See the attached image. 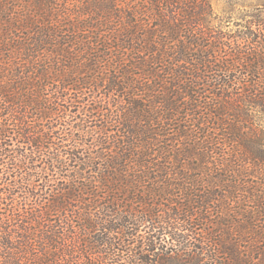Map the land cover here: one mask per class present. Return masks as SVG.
<instances>
[{"label":"trees","instance_id":"trees-1","mask_svg":"<svg viewBox=\"0 0 264 264\" xmlns=\"http://www.w3.org/2000/svg\"><path fill=\"white\" fill-rule=\"evenodd\" d=\"M212 13L210 0H0V264H264V181L239 184L240 166L264 180V134L242 130L249 107L264 113V68L215 69ZM245 46L230 58L260 61ZM198 226L208 250L165 251Z\"/></svg>","mask_w":264,"mask_h":264},{"label":"rangeland","instance_id":"rangeland-1","mask_svg":"<svg viewBox=\"0 0 264 264\" xmlns=\"http://www.w3.org/2000/svg\"><path fill=\"white\" fill-rule=\"evenodd\" d=\"M210 5L213 11L211 15V26L213 27V29L210 31V34L207 37V41L209 43L208 45L219 47L223 52L222 56L225 57L224 60L220 59L219 61L215 62L216 63L214 65V67L216 66L215 69H219V67H222V65L224 64V61H226V64L235 63V67L239 70L244 69L246 67L247 68L254 67V65H257L256 66L257 68H260V67L264 68V49H263L264 48V36L261 38H257L258 44L252 43L253 45L250 44L252 42L251 39L247 41L243 38L244 32H246L248 29H251V31L254 33H259L260 31H262V33L264 34V0H210ZM250 26H252V28H249ZM248 43L252 51H255L258 53L257 57H259L260 61H257L256 63H252L253 65L250 66L249 63H243V61L238 63L234 59L230 58L231 54L234 53L235 51H240V50L246 51L248 47L245 45H248ZM257 46H260V47H257ZM232 76H237V80L241 78L242 80L240 83H244V81H249V83L252 82L251 79L249 78H247L248 80L247 79L243 80V78L245 77L241 76L240 73L239 74L233 73ZM260 82L262 83V86H260L261 88H259V90L261 91L262 88L264 89V86H263L264 85V74L262 75ZM241 91L242 89L239 92ZM226 96L233 97V99H235L236 97V95L235 94L233 95L232 93H228L226 94ZM240 96L243 99L247 98L245 97L244 94L243 95L240 94ZM231 99L228 101L227 107L229 108H232V106L235 105V101H232ZM244 104L245 105L243 104L241 105V108L246 111L248 106L246 107V102H244ZM257 106L258 105H256V108H253V109L249 107L248 111L250 114H253V115L256 114L257 116L256 118L258 120L260 117V121L256 120V123H253V125H250L245 122L242 128V130L244 129V132H243L244 134L248 133L249 127L250 129L254 131V133L264 134V113L262 112L261 107L260 106L257 107ZM231 113L233 112L231 111L229 114L231 115ZM229 123H232L231 119L229 120ZM89 140L91 139H88V138L85 139L86 142L91 143ZM230 143L231 144L229 146L227 145L226 147V157H227L226 163L227 164L228 163L231 164L230 162H232L230 161L231 155L233 153L231 149L233 148L234 144H232L233 142H230ZM41 163L42 162H39L38 165H40L41 168L45 167L44 164H41ZM239 168L242 171L248 172L246 176L241 177L242 178L240 180L241 182H239L240 185L254 189V188H258V185L262 181H264L263 177L258 176V174L256 173V168L254 169L252 167L250 169H246L241 166ZM0 172H4V169L0 170ZM229 177H230L229 179H232V178H236L237 176H229ZM226 184L229 185L231 183L228 184V182H226ZM227 196L228 194L226 192V197ZM249 202L250 201L248 200L246 208H248L249 210H252V208L256 207L255 204H252ZM230 204L232 205V203H229L228 197H227L226 219L223 218L225 220H229L228 207L230 208L231 206ZM212 218L215 224H218L217 222L222 221L220 218L217 219V216L212 217ZM204 227L205 226L195 227V228H198L197 233L199 234L196 238L197 240L196 241L192 240V238L189 239L188 241L191 243L186 244L184 247H182L179 243L171 241L170 238H168L167 243L164 245L165 251L169 249L170 251L172 250L175 252L176 251L182 252V251L188 250L189 248L191 250L193 249V247L196 249L195 251L197 253L199 250H201V248L208 250V247H206L203 244L206 238V236L204 235L206 233L204 230H202V229H205ZM183 234L189 235L187 232H183ZM220 236L221 235L218 234L215 237V239L223 240L222 238H220ZM228 239H230V237H228ZM228 239H227V243H228ZM227 243H226V247H229L228 245L229 243L228 244ZM191 244L193 245L191 246ZM162 249L159 251V253H162ZM186 253H190V252L186 251ZM208 256H212V255H208ZM178 260L180 261V263H177V264H234V262L230 261L227 255H220L219 261H212L211 259L203 257V255H199V256L187 255ZM257 263L258 261L255 262V264ZM165 264H171V263L167 262Z\"/></svg>","mask_w":264,"mask_h":264}]
</instances>
